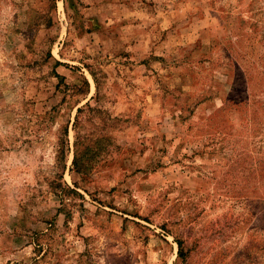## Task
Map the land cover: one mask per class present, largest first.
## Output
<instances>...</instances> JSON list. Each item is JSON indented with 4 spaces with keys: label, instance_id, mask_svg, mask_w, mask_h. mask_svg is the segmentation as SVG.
I'll use <instances>...</instances> for the list:
<instances>
[{
    "label": "rangeland",
    "instance_id": "374dc122",
    "mask_svg": "<svg viewBox=\"0 0 264 264\" xmlns=\"http://www.w3.org/2000/svg\"><path fill=\"white\" fill-rule=\"evenodd\" d=\"M0 264H264V0H0Z\"/></svg>",
    "mask_w": 264,
    "mask_h": 264
}]
</instances>
